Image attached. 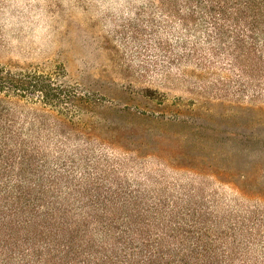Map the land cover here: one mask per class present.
<instances>
[{
    "label": "rangeland",
    "instance_id": "1",
    "mask_svg": "<svg viewBox=\"0 0 264 264\" xmlns=\"http://www.w3.org/2000/svg\"><path fill=\"white\" fill-rule=\"evenodd\" d=\"M162 1L0 0V67L77 95L61 113L10 98L15 116L59 123L53 143L65 160L95 161L93 182L130 185L152 201L260 205L264 99L240 101L217 85L221 73L174 53L178 28Z\"/></svg>",
    "mask_w": 264,
    "mask_h": 264
},
{
    "label": "trees",
    "instance_id": "2",
    "mask_svg": "<svg viewBox=\"0 0 264 264\" xmlns=\"http://www.w3.org/2000/svg\"><path fill=\"white\" fill-rule=\"evenodd\" d=\"M161 5L178 28L174 53L221 73L217 85L240 101L264 99V0ZM10 98L61 113L77 95L52 77L0 67V264H264V201H152L130 185L93 182L95 161L65 160L53 143L59 123L17 118Z\"/></svg>",
    "mask_w": 264,
    "mask_h": 264
}]
</instances>
